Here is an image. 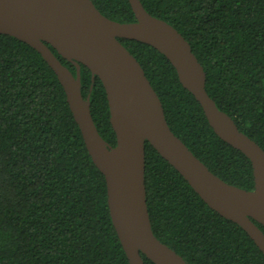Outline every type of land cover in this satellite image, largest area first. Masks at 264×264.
Instances as JSON below:
<instances>
[{
  "label": "trees",
  "instance_id": "obj_1",
  "mask_svg": "<svg viewBox=\"0 0 264 264\" xmlns=\"http://www.w3.org/2000/svg\"><path fill=\"white\" fill-rule=\"evenodd\" d=\"M91 1L109 19L135 21L128 0ZM140 2L186 39L208 95L264 150V0ZM118 40L143 68L172 132L214 175L253 189L250 160L216 135L168 59L146 43ZM50 49L75 75V66ZM80 85L99 135L115 146L105 89L82 64ZM144 161L156 238L187 264H264L248 234L211 209L147 142ZM0 264H129L109 215L104 176L57 75L37 50L1 33Z\"/></svg>",
  "mask_w": 264,
  "mask_h": 264
},
{
  "label": "water",
  "instance_id": "obj_2",
  "mask_svg": "<svg viewBox=\"0 0 264 264\" xmlns=\"http://www.w3.org/2000/svg\"><path fill=\"white\" fill-rule=\"evenodd\" d=\"M134 22L102 15L91 0H0V33L37 50L53 69L93 163L103 174L109 215L129 264H187L153 234L146 207L145 143L165 159L197 195L222 217L238 224L264 254V150L241 132L208 95L206 75L186 39L151 16L140 0H128ZM118 38L146 43L174 67L181 85L200 104L216 135L251 162V190L214 175L172 132L162 103L143 68ZM50 47L76 68L73 75ZM101 81L116 144L99 135L89 97L80 89V65Z\"/></svg>",
  "mask_w": 264,
  "mask_h": 264
}]
</instances>
